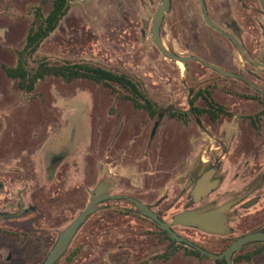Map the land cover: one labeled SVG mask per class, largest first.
Masks as SVG:
<instances>
[{
    "label": "rangeland",
    "instance_id": "1",
    "mask_svg": "<svg viewBox=\"0 0 264 264\" xmlns=\"http://www.w3.org/2000/svg\"><path fill=\"white\" fill-rule=\"evenodd\" d=\"M42 1L0 0L2 163L11 164L16 159L14 155L21 152L25 155L32 152L34 157L30 161L36 164L42 157L51 158L52 162L63 160L51 184L61 190L65 186L62 192L65 198L80 194L81 200L79 206L75 207L73 202L72 208H66L58 227L60 231L85 208L90 191L101 182L109 184L112 196L140 199L170 223L185 208L187 194L183 189L190 174L216 167L214 180H219L221 146L225 142L222 134L230 126V123H221L220 106L245 102L225 94L229 86L203 65L191 61L181 63L180 69L179 63L165 59L158 52L152 42V19L146 9L155 14L162 0H69L67 15L27 59L29 71H34L39 64H66L125 74L150 99L154 110L151 116L145 110L134 109L127 92L116 84L108 89L89 80L67 83L61 78L47 77L32 93L23 92L15 80L7 77L3 67L16 66L18 52L34 21V10ZM41 10L46 16L50 3L43 4ZM263 25L264 16L260 14L257 30L249 29L242 36L243 42L257 51L259 69L256 71L223 38L206 27L198 0H172L171 11L162 25L161 39L169 52L180 57H196L217 67L216 52L221 48L228 58L232 57L238 71L256 72L249 80L264 91V68L260 66H264ZM209 39L216 49L210 57ZM199 91H205L213 102L214 120L208 113L190 114V101L196 109L207 111L201 99H194ZM160 112L156 135L151 138ZM172 112L174 117L170 115ZM236 113L241 110L233 115ZM48 146L51 150L44 154ZM66 166L70 172L58 174ZM39 170L40 174L29 175L33 183L46 179V166ZM238 187H232L233 191ZM236 194H226L223 187H218L202 202L187 207H219ZM260 208L255 206L248 212L237 209L236 222L232 218L229 221L233 229L229 237L234 238L248 229L259 217ZM125 209L134 211L124 202L111 201L87 221L78 235L85 253L73 264H128L134 258L146 259L147 252L164 251L168 247L176 251L170 260L162 258V264H213L212 260L202 257L183 258L181 246L171 245L150 221L136 213L128 215ZM174 230L198 247L219 250L218 236L211 238L196 229L182 227ZM141 253L145 254L137 255ZM242 264H264V257Z\"/></svg>",
    "mask_w": 264,
    "mask_h": 264
},
{
    "label": "flooded vegetation",
    "instance_id": "2",
    "mask_svg": "<svg viewBox=\"0 0 264 264\" xmlns=\"http://www.w3.org/2000/svg\"><path fill=\"white\" fill-rule=\"evenodd\" d=\"M203 3L209 20L221 31H223L224 34H228L234 37L241 44L242 48L244 49L243 58L241 57L238 50L234 47L232 42L224 34L216 31L205 21L202 12L204 24L206 25V27L221 38H223L231 46L233 51L239 54L240 59L242 61H245L246 65L250 66L251 70H258V58L255 55L257 51H253L252 48H250L245 41L243 42L242 36L249 29L251 31L257 30L259 15H263V8L260 1L203 0ZM171 6L172 0H170L169 12L171 11ZM169 12H167L165 16ZM165 16L163 19V23L165 20ZM214 46L215 45L211 43V39H209L207 43V54L209 57L210 55H212L215 49ZM32 55H23L20 58L29 73H32V71H29L27 68V59ZM216 55L219 59L218 67L203 60L202 61L204 62V64L199 63L197 61L193 62H197L211 71L213 70L210 69L207 65L215 66L223 70L224 72L232 74L233 77H222L218 75L215 71H213L225 82V84L229 86L227 89H225V94L230 97L233 96L235 99L238 98L240 101L245 102L243 104L225 105L223 107L220 106L219 109L221 123H230V126L229 131H224L222 134V136L224 135L225 142H223L221 146L222 153L220 155L221 157L219 162L220 175L218 187H223L226 194L230 192H237V194L233 198L225 201L221 205L234 199H240V201L236 205L232 206L229 210V221L232 218L234 222H236L237 219V209L248 212V210H250V208L252 207L259 205L261 206L260 210L257 211V213H259L260 219L259 217H257L248 229L234 237L238 239L247 234L264 231V179L261 183H259L261 178H264V91L261 90L259 87L255 86L249 80V77H255L254 75H257L256 72L238 71V69L236 68V64L233 62L232 57L228 58L229 56L226 55V52L223 51L221 48L218 52H216ZM20 59L18 55L17 63ZM179 67L180 69H182L183 65L179 63ZM110 85L115 84L110 83ZM121 88L127 92V98L132 102L134 109L145 110L149 113V111L147 110L146 101L148 100L150 103L151 101L142 89H137L138 93H140L137 95V92L133 94L130 88ZM108 89H112V86ZM112 92H114V90H112ZM196 98L201 99V101L204 103L203 107L207 108V111L196 109L193 101H190L188 104V110L190 111V114L192 116H200L203 113H208L211 119L214 120L215 117L212 115L211 112L212 109L215 108H213V102L209 99V95L206 94L205 91H199L194 99ZM138 100H140V102ZM239 107H241V109H239ZM240 110L241 113H236L233 115V112H239ZM170 115L173 117L175 116L174 112H172ZM159 116L162 117V112L159 113ZM156 124L157 123H155V129H153L152 131L151 138L156 135L159 123L157 124V126ZM197 124L200 125L199 120L197 121ZM69 145L71 146V143ZM60 149L55 150L58 151ZM47 150H51L50 146H48L44 150V154H46ZM32 155V152L26 153V155L24 152L17 153L14 155L16 159H14L11 164L2 163L3 159L0 158V264H44L51 251L54 249L57 242L59 241L61 234L85 210V208L90 202L89 199V202L85 206V208L80 210L78 215L63 230L60 231L58 227L61 222V218L64 217V214L67 210L66 208H72L73 202L75 207L79 206L81 195L75 194V196H73L69 194L68 197L65 198V195H62V192H64L63 190H65V186H62L63 190H61L59 189L58 185L51 184V181L55 176L54 172L63 166V160L58 159L60 161L56 160L52 162L51 158L42 157V159H40V161L36 164L34 160L30 161V157ZM3 166L6 169H4ZM45 166L47 172L46 179L41 180L40 183H33V179H31L29 175L32 177L35 173L40 174L39 169H43V167ZM53 166L54 171H52ZM64 172H70L68 166L60 169V171H58V174ZM194 172L192 175H189V178L186 181L183 189L184 192L187 194V201L183 211L191 210L189 207H187L188 204L190 206L195 204L191 197V192L195 186V181L200 178L204 174V172H211L212 180H214L217 175V168L209 167L207 171L205 170L201 172V170L198 169L195 174ZM11 173L13 174V176H7ZM19 177L20 180L17 179ZM98 184L94 187L92 191H90V198ZM236 185H239V187L236 191H233L232 187ZM109 190L110 186L106 190V195L112 198H109L97 205V211L89 215L86 218L85 222L79 226L75 235L69 242L68 246L63 249L59 258L53 264H73V262H76L77 259H80V257L85 253L83 243L78 241V235L81 229L87 223V221L90 220V218L94 217L97 213L101 212L103 206H105L111 201L126 203L134 211H131V209H125V213H128V215L133 216L138 214L143 219L150 221L158 229L159 233L165 236L171 242V245L181 246L183 248V258L192 260L194 258L198 259L202 257L205 259L212 260L213 264H218L216 263V261L218 260L210 258L207 255H204L201 251L194 248V246H198L195 243L189 241L188 237H183L179 233H177L174 228L179 226H172L171 230L179 238L183 239L184 242H178L174 240L167 232L162 230L151 219L142 215L140 211L136 208V206L129 201V199H133L148 206L149 209L153 213H155L162 222L167 223L163 220V218H161L160 214L155 211L150 205L144 203L143 201L135 197H128L123 195L112 196ZM214 191H212L208 196H210ZM204 199H202L200 202H202ZM243 217L248 216L245 215ZM239 224L241 225L242 222L240 221ZM182 228L194 229L189 227ZM53 231L57 232H55V234L53 235L51 233ZM232 232L233 229L231 228L230 235H233ZM230 235L226 237H229ZM199 249L214 255H220L226 250V248L223 250H211L202 248ZM156 250L158 249L151 251L152 253L147 252L146 254H148V257L146 259L134 258V262H131L129 258L128 264H162V258H164L165 260H170V256L176 251V249H173L171 247H168L164 251L157 252ZM196 252L200 254L197 257ZM144 254L145 253H141L137 255H140L141 257ZM234 255L231 258L232 263ZM219 261H225V264H227L226 260Z\"/></svg>",
    "mask_w": 264,
    "mask_h": 264
},
{
    "label": "water",
    "instance_id": "3",
    "mask_svg": "<svg viewBox=\"0 0 264 264\" xmlns=\"http://www.w3.org/2000/svg\"><path fill=\"white\" fill-rule=\"evenodd\" d=\"M262 8H263V16H264V0H259ZM201 9L203 12V16L205 21L212 26L219 33L224 34L218 27H216L208 18L206 14V10L204 7L203 0H199ZM170 10V0H162L160 6L157 8L155 14H151L148 9L146 12L150 15L152 19V42L158 52L166 59L170 61H175L177 63L185 64L187 61H197L199 63L204 64V62L195 57H179L168 50L165 49L162 39L160 36V30L163 23L164 16ZM264 34V27H263ZM234 45V47L238 50L241 57L243 58L244 49L241 44L232 36L228 34H224ZM210 69L215 71L218 75L222 77H233L232 74L224 72L223 70L212 66L207 65ZM264 68L263 65H260ZM161 120V116H159L157 123ZM219 186V180H212L211 172L203 174L200 178L195 181V186L191 192V197L193 202L199 203L202 199L206 198L212 191L216 190ZM109 188V184L106 182H101L96 187L93 192L90 202L85 208V210L69 225V227L61 234L59 241L57 242L54 249L51 251L47 260L44 264H53L62 253L63 249H65L73 236L75 235L77 229L81 224H83L86 218L95 213L97 211V205L109 198H112L106 195V190ZM120 198V197H116ZM125 198V197H123ZM129 201L136 206V208L140 211V213L149 219H151L154 223H156L162 230L167 232L174 240L178 242H184L183 239L179 238L172 230V226L179 227H189L194 228L206 235L210 236H218V237H226L231 234V228L229 226V217H230V208L236 205L240 199H234L229 201L219 207L212 208H195L191 210L183 211L177 215H175L170 223L162 222L155 213H153L148 206L135 201L133 199H129ZM261 242L264 243V232H257L244 235L234 241L226 250L220 255L209 254L200 250L198 247L194 246L197 250L201 251L204 255H207L210 258L216 260H226L227 264H233L231 261L232 256L240 251L244 246ZM193 246V245H191Z\"/></svg>",
    "mask_w": 264,
    "mask_h": 264
},
{
    "label": "trees",
    "instance_id": "4",
    "mask_svg": "<svg viewBox=\"0 0 264 264\" xmlns=\"http://www.w3.org/2000/svg\"><path fill=\"white\" fill-rule=\"evenodd\" d=\"M50 3V10L45 16L42 14L41 7L46 3ZM69 11V0H43L41 5L34 10V21L32 22L25 38V44L19 51V59L23 55L34 54L41 43H43L58 27L63 17ZM8 78L15 80L20 90L31 93L36 85L47 77L61 78L67 83H72L77 80H89L96 84L110 88V83H114L123 88H130L134 93H138L137 83L125 74H115L101 68L88 67L87 65H47L40 64L38 67L29 73L26 66L20 59L14 68L3 67ZM136 95V96H137ZM147 110L150 115L154 113L151 103L147 100ZM264 232V231H262ZM214 236H211L213 238ZM216 237V236H215ZM217 238V237H216ZM237 238L218 237L217 247L221 250L229 247ZM214 247V246H212ZM204 249L203 247H199ZM196 252V257L199 256ZM264 257V243L256 242L244 246L233 257V264L250 263L255 258ZM216 263L225 264V261H216Z\"/></svg>",
    "mask_w": 264,
    "mask_h": 264
}]
</instances>
